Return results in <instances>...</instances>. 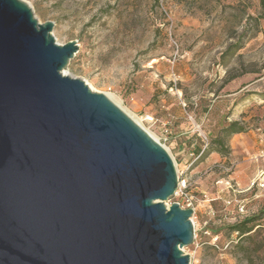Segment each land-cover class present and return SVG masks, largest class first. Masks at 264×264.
<instances>
[{"label":"rangeland","instance_id":"obj_1","mask_svg":"<svg viewBox=\"0 0 264 264\" xmlns=\"http://www.w3.org/2000/svg\"><path fill=\"white\" fill-rule=\"evenodd\" d=\"M55 43L62 71L102 93L171 156L192 208L189 264H264V19L259 0H20ZM230 121L228 154L202 152ZM242 210V211H240ZM248 237L228 228L257 217Z\"/></svg>","mask_w":264,"mask_h":264},{"label":"water","instance_id":"obj_2","mask_svg":"<svg viewBox=\"0 0 264 264\" xmlns=\"http://www.w3.org/2000/svg\"><path fill=\"white\" fill-rule=\"evenodd\" d=\"M20 0H0V264H189L193 210L167 151L102 93L63 75Z\"/></svg>","mask_w":264,"mask_h":264},{"label":"trees","instance_id":"obj_3","mask_svg":"<svg viewBox=\"0 0 264 264\" xmlns=\"http://www.w3.org/2000/svg\"><path fill=\"white\" fill-rule=\"evenodd\" d=\"M259 3L262 9V13H260L256 17L249 16L248 18L250 20L257 21L259 19H264V0H259ZM245 132H246V128L242 123H240L239 121H230L227 125L221 127L215 136L210 138L209 144L202 152V155L206 157L213 152L223 156L228 154L229 150L226 146L227 140L233 135L241 134ZM259 219H260L259 216L248 217L233 225H230L228 228L232 233L234 232L237 233L239 238L248 237L249 236L248 234L253 230V228L255 226H259L255 224Z\"/></svg>","mask_w":264,"mask_h":264},{"label":"built area","instance_id":"obj_4","mask_svg":"<svg viewBox=\"0 0 264 264\" xmlns=\"http://www.w3.org/2000/svg\"><path fill=\"white\" fill-rule=\"evenodd\" d=\"M178 177V176H177ZM186 189V183H185V181L183 180V179H181V180H179L178 179V190L181 192V194H182V192L184 191ZM178 191V192H179ZM177 191H176V194L178 193ZM192 209V208H191ZM193 210V209H192ZM240 211H242V210H240Z\"/></svg>","mask_w":264,"mask_h":264}]
</instances>
